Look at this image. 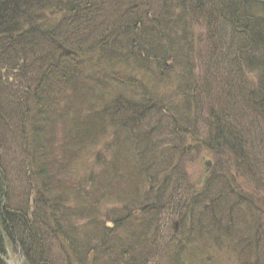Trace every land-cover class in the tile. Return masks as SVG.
<instances>
[{
  "label": "trees",
  "instance_id": "16d2710c",
  "mask_svg": "<svg viewBox=\"0 0 264 264\" xmlns=\"http://www.w3.org/2000/svg\"><path fill=\"white\" fill-rule=\"evenodd\" d=\"M230 6L231 10H224ZM246 17L252 18L248 25ZM3 19L23 33L18 40L6 32ZM192 19H198V25ZM135 24L141 26L127 40L134 54L124 56L112 34ZM251 27L258 32L252 33ZM93 30L99 33L97 51L82 56L58 52V47H75L76 38ZM180 31L194 42L203 39L201 54L194 61L199 71L196 81L202 77L203 81L195 83L192 75L175 88L168 86L167 92L174 95L154 107L148 106L147 95L136 88H126L123 96L104 97L94 112L101 119L100 132L83 141L81 136H87L83 130L91 118L76 125V132L69 122L96 100L86 92L82 95L74 80L87 69H97L106 49L113 51L104 54H112L106 66L112 63L104 69L110 68L109 74H118L111 66L122 56L127 63H139L137 68L145 69V74L160 72L171 63L167 60L172 57L170 52L183 58L177 38ZM154 34L163 39L164 50L147 45ZM71 63V71L66 70L71 74L58 73L52 78L57 67ZM233 71L238 75L232 76ZM206 73L220 80L208 87ZM183 99L191 101L193 120L186 119L177 106ZM49 105L53 111H47ZM141 105L151 109L137 115L135 110ZM248 113L264 119V0H0V264H7L3 255L13 248L22 253L25 264H157L154 255L163 258L164 264H219L215 260L229 248L231 236L238 250L245 246L250 256L241 264H264V251H260L264 219H252L231 233L228 227L221 228L220 210L214 214V206L217 210L224 197L220 189L227 183L224 180L235 177L238 148L251 165L243 177L254 185L262 182L256 181L260 174L254 155L262 151L255 150L252 136L246 133L242 123L247 119L239 117ZM131 119L140 121L141 135L131 126ZM149 119L157 122L149 126ZM41 126L49 128L42 137ZM160 128L167 131L158 138L147 131ZM59 130L63 134L54 140V131ZM186 138L202 143L201 149L216 159L226 154L233 159L225 171L230 177H215L210 172L201 183L205 190L213 186L220 193L207 202L208 208L194 207L197 197L190 196L178 199L177 210L167 203L172 192L196 190L194 184L183 189L176 179L182 160L175 158L172 175L169 164L160 162L166 158L165 146H169L167 152L175 150ZM140 140L152 147L153 158L139 149ZM86 149L91 154L85 155ZM114 151L126 159L150 157L159 167V180L145 181L133 175L124 161L113 157ZM67 152L76 160L65 157ZM4 180H8L6 185ZM137 183L144 185L142 191L131 189ZM254 192L259 194L258 189ZM238 196L230 198L231 210L237 203L240 207ZM108 203L112 213L102 214ZM118 208L121 214L114 215ZM177 223L182 231H175ZM246 243L259 252L252 254ZM144 244V253L147 246L153 247L150 259L149 250L146 256H138Z\"/></svg>",
  "mask_w": 264,
  "mask_h": 264
},
{
  "label": "bare ground",
  "instance_id": "6f19581e",
  "mask_svg": "<svg viewBox=\"0 0 264 264\" xmlns=\"http://www.w3.org/2000/svg\"><path fill=\"white\" fill-rule=\"evenodd\" d=\"M224 10L228 12L229 10H231V6ZM126 18H127V15L124 16L123 20L125 21ZM3 21H4V25H3L4 29H9V30H6V32L10 34L12 33L11 37L13 39L18 40V38L21 35H23V33L21 32L22 33L21 34L19 30L17 29V27L13 23H11L9 20L3 19ZM251 21H252L251 17L250 18L246 17L245 23L247 25ZM190 22L194 25H198L199 20L192 19ZM140 26L141 24H135L129 27L128 30L125 32H115L114 34H112L114 37V45L117 48L122 49L121 50L122 55L132 56L134 54V50H135L134 46H130L127 40L130 39L129 36H132L135 33V31H137L138 28H140ZM250 31L254 34L258 32V30L255 29L254 27H251ZM171 34H173L172 31H171ZM179 34L180 36L177 35V38H178V41L181 42L179 49L183 50V53H184L183 58L181 57L180 54H177L175 52H170L172 57H168L167 60L170 61L171 63L166 65L164 68H162L160 72L156 74H153V73H148V74H143V75H139L135 73L109 74L104 70L99 71V69L97 68L91 71L90 69H87L86 70L87 72L82 73L81 75L77 77L76 80H74L75 81L74 87L81 89L82 95H84L86 92L87 94L91 95L93 99L96 100V103L93 107H88L86 105L83 106V108H81L83 110L81 112L78 111V113H75L73 116L74 119L71 122H69L71 126L75 125L74 132H76V125H82L85 121L88 120L87 117L91 118L86 123L87 129L84 128L83 130L84 133L87 135L86 137L81 136L83 141H85L88 138V136L91 137L96 134L98 135V133L100 132L101 119L98 118L94 112L96 108L101 106V100L104 97L109 96V95H122L123 96L126 88H136L140 91H143L147 95L149 102H146V103L148 104V106L154 107L155 105H161L162 103L164 105L163 99L171 98V96L174 95V93L170 94V92L169 93L167 92L168 86L175 88L181 81L183 82L185 79L188 78V76L191 78L192 75L194 77L195 83H201L203 81V77L200 78L198 81H196L198 79L199 71H198V67H196L195 66L196 64L194 63L197 56L201 54L200 47L202 45L203 39L197 40L196 42H194L193 38L190 37L189 35L188 36L190 39L186 37L183 31H180ZM158 36L159 35L154 34L149 40V43L147 45L151 47L153 50H161V49L164 50V44H163L164 41H162L163 39L159 40ZM98 40H99V33L98 31L93 30L89 35L81 37L80 40L79 38H76L74 42L75 47H69V46L65 48L58 47V52L60 54H63V53L70 54V55L78 54L79 56H82L89 52L97 51L99 49ZM106 51L113 52L111 49H106ZM105 52L99 57V61H101V64H106L107 61L109 60L108 56L112 55V54H107L105 56L104 55ZM228 52H229V55H232V52L229 49H228ZM178 58L180 62L178 61ZM120 60L125 61L123 56L120 57ZM44 64L48 65V61H45ZM72 68H73V63L61 65L59 68L57 67L52 72V78L56 76L58 73L59 74L61 73L71 74V72H68L66 70L71 71ZM189 69H191V75L189 73ZM215 73H217L218 75H221V73L223 72H215ZM231 74L232 76L238 75L236 74V71H233V73ZM50 76H51V73H49V77ZM206 76H208V82L206 81V84L208 87H211V85L215 83L216 79L220 80L218 76L209 77L211 75H208L207 73H206ZM165 103L169 104V100H167ZM190 104H191L190 100L185 101L183 99V101L177 106L182 109L183 114L186 116L185 117L186 119L193 120L195 118V113L192 111ZM145 106L146 105H141L137 107V109L135 110L137 112V115L140 111H144V110L147 111L151 109L150 107H147V109H145L144 108ZM53 110H54V106L49 105L47 108V111H53ZM126 115H127V118H129L128 113ZM139 123L140 121H133L132 119L130 121L131 126L137 130L139 135H141L142 127L139 125ZM47 131H49V128L47 126L46 127L41 126L39 128V136L42 137L43 133ZM147 131H150L151 134L154 132L155 137L158 138L159 134H163L167 130L165 129L163 130L160 128L157 130L149 129ZM54 132L57 136L55 137L54 140L58 139L59 141L61 135L63 134L62 133L63 131L59 130V131H54ZM49 141L53 142L51 140ZM151 148L152 147L150 145L145 144L141 142L140 140L139 149H143L147 151L150 154V156L153 158V155H151L152 154ZM84 153L85 155H89L91 154V151L86 149ZM63 156L64 154L58 156L57 158L61 159ZM66 156L73 158L72 161L76 160V156L73 157V155L69 152L65 154V157ZM113 157L124 161V164L127 166V168L131 171L133 175L139 174L140 178L145 181L159 180V173H160L159 167H157V165L150 159V157L147 156V160H143L140 158L139 159H126V157L123 154L119 153L118 151L113 152ZM236 159L238 160V162L235 163L236 165L234 166L232 165L236 173L241 174L243 173V171L250 170L251 165L249 163H246V161L242 159V155L240 153L239 148L237 151V156H235V160ZM229 160H233V159L229 158ZM147 164L151 165L150 169L145 168V165ZM19 165L21 164L18 163V166ZM208 166H210V164ZM211 172L217 174L219 171L212 170ZM153 177L155 178L154 180H153ZM7 181L8 180H4L3 184L6 185ZM256 181L258 184V180ZM258 186H260L258 187L259 197L264 198V182H260ZM166 189H165V192H168V190ZM176 193L177 192H172V194L169 195V201L171 198L175 199L176 195H179V200L184 197L183 195L179 193L176 194ZM225 194L230 198L238 195L235 187L226 188ZM160 199H162V201L165 200L163 196H161ZM174 199L167 203H171L170 204L171 208H173V210H177L178 205L175 204ZM245 200L252 201L251 199H245ZM197 207H200V205L198 204ZM214 209L216 212H218V209L216 210V205L214 206ZM118 214H121L120 208L114 209V215H118ZM132 214H135V211H132ZM254 243L255 242H253V244ZM246 245H247V249L251 250L252 254H257V252H259V251L252 250L254 248L249 243H246ZM260 251H264V242L260 247ZM248 257L250 256H247V254L244 256V258H248ZM236 261H237L236 264H241L240 260L237 259ZM150 263H152V261ZM242 264H256V263L254 261H251L250 263L244 261Z\"/></svg>",
  "mask_w": 264,
  "mask_h": 264
},
{
  "label": "rangeland",
  "instance_id": "374dc122",
  "mask_svg": "<svg viewBox=\"0 0 264 264\" xmlns=\"http://www.w3.org/2000/svg\"><path fill=\"white\" fill-rule=\"evenodd\" d=\"M112 61L113 60L108 62V66H106V64H100L98 67L99 71L109 67ZM130 61L129 63H127L125 61L118 60L111 66V68L118 73H135L139 75L145 74L144 72L145 69L137 68L139 66V63L132 64ZM151 67L152 69L154 68L153 65ZM108 70L106 72H108ZM158 72L159 71H156L155 74ZM239 117L247 119L246 124L242 123L243 126H245L247 129L246 133L248 134V136H252L250 138V141L253 142V145L255 146V150L260 149V151H262L261 153L254 152V155L258 163L257 174H260V176L256 177V180L262 179V182H264V119L259 118L257 116L254 117L253 115H250V113L243 114V116L239 115ZM155 122L157 121H155L154 119H149V125H152ZM200 145H202V143L200 142L194 144V141L191 138H186L183 145L178 144L174 147L175 150H171L169 152H167V149L169 148V146L167 145L164 147L163 150L164 156L166 158L160 159V162L169 164V166L171 167L169 173L170 175H172L174 172L172 168L176 166L175 158L177 157L178 159L182 160L180 163L181 169L178 170V175H177L178 177L176 179L180 180L183 189H188V187L194 184V188H196V190H190L188 194L182 192L181 195L186 197L190 196L193 198L197 197L198 201L196 205L192 204L194 207H197V205L199 204L200 206L202 205L205 206V208H208L207 202H209L210 199H215L218 195H220V193H217L216 192L217 189L213 186L209 187L207 190L204 189V187L201 184L204 183L203 181L206 178L204 171L205 169H208V171L210 172L212 170L219 171L217 174L214 173L217 177L219 175L226 174L227 172L225 171H226V167L228 166L229 159L226 157L228 156V154L221 155L218 157L219 159H216V157L212 153L208 152L205 149H201ZM93 150H96V147L93 148ZM161 156H163V154H160V157ZM207 161L210 162V166L208 167L206 166ZM247 163L250 164V162ZM222 166L225 167L224 171ZM81 167H83V165ZM243 172L245 173V171ZM244 173L238 174L234 170L232 171V175H235L236 182L231 181L232 185H230L229 182L225 184L223 183L224 186H222L220 189L222 192L221 196L224 197L222 198L221 201L217 203L218 205L217 209L220 210V213H217L216 211L214 212V214L217 213L218 216L220 215L219 219L221 220L224 219L222 220L221 228L223 229L224 227L225 228L228 227L231 233L236 232L238 230L237 229L238 227L247 225L250 221H252V219H264V198H260L259 194H255L254 192V190H257L258 187L260 186L251 184V182L246 180L244 178L245 177ZM225 176L230 177L229 174L228 175L226 174ZM224 181L226 182L230 180L226 179ZM173 185L174 184H172L170 191H173L172 188ZM230 187H235L237 194H239L240 196L239 198L240 207L238 209H237L238 206L237 203L234 209L231 210L230 208L231 205H228V203L230 202V197H228L225 193H223L226 188H230ZM142 188H144V185H142L141 183L134 184L131 187V189L135 191H142L143 190ZM133 194L136 195L135 193ZM245 198L251 199L252 201H246L245 203H243V201H245ZM173 199L174 198H171L170 201H172ZM178 199H179V195H176L174 199L175 204L178 203ZM109 211L110 213H112L111 203L104 205L102 209V214H105L106 212ZM136 213H138V211H136L135 214ZM207 213L210 214L209 211H206V214ZM263 224H264V220H263ZM177 230L182 231V225L180 223L176 224L175 231L177 232ZM204 230L211 231L213 229L205 228ZM234 240L235 238H232V236L229 237V240L227 241V245L229 246V248H231V250H229V248L227 247V250L224 252V254L220 256L218 259L216 258L215 262L218 260L219 264H236L237 259L238 260L240 259L241 260L240 262H242V260L245 259L244 258V256L246 255L245 246L241 247V251L238 250V248L236 247V242ZM144 248H145V244L143 246V250H141L142 253L139 254L138 256L140 257L146 256V252L147 250H149L148 258L150 259L152 256L153 247L149 249V247L147 246L145 253H144ZM10 250L11 251H6L5 255H3V258L7 264H25L23 260V256L21 255L22 253L19 252L18 249L13 248V250L12 249ZM208 253L209 252L205 253V255H207ZM153 260H155V263L157 264L165 263L164 259L162 258V260H159L157 255L153 256Z\"/></svg>",
  "mask_w": 264,
  "mask_h": 264
},
{
  "label": "water",
  "instance_id": "95a60500",
  "mask_svg": "<svg viewBox=\"0 0 264 264\" xmlns=\"http://www.w3.org/2000/svg\"><path fill=\"white\" fill-rule=\"evenodd\" d=\"M206 165L208 166L209 165V162H206ZM206 171L208 170V169H205Z\"/></svg>",
  "mask_w": 264,
  "mask_h": 264
}]
</instances>
